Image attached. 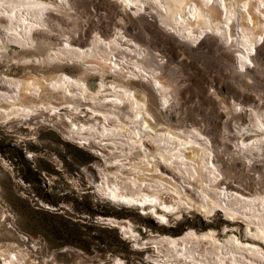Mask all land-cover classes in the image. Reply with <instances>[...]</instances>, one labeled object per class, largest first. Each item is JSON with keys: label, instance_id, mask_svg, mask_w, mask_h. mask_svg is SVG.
Masks as SVG:
<instances>
[{"label": "rangeland", "instance_id": "rangeland-1", "mask_svg": "<svg viewBox=\"0 0 264 264\" xmlns=\"http://www.w3.org/2000/svg\"><path fill=\"white\" fill-rule=\"evenodd\" d=\"M45 1L32 32L21 30L18 37L0 10V113L14 101L34 106L30 116L0 118V257L19 249L39 264H116L117 258L159 264L156 242L189 230H213L220 239L234 235L264 249V237L247 225L250 212H226L234 207L228 196L212 212L199 206L198 179L163 155L155 131L142 135L139 155L130 160L145 167L147 183L164 187L167 204L180 192L188 199L168 210L110 202L100 190L101 171L115 138L97 143L70 131L95 109L100 115L99 103L85 98L73 110L53 84L54 76L66 73L84 78L91 91L114 82L131 85L136 96L145 97L158 127L191 139L186 154L201 148L211 155L218 171L210 189L243 199L264 197V34L245 61L238 58L235 37L237 24L264 23V4L252 8L255 0H249L241 6L227 36L215 28L181 32L150 1L144 6L125 0ZM218 5L212 1L208 8L217 9L220 18ZM110 41L113 59L101 62L92 53L106 57ZM129 137L121 134L118 140ZM129 223L134 235L122 227Z\"/></svg>", "mask_w": 264, "mask_h": 264}, {"label": "bare ground", "instance_id": "bare-ground-1", "mask_svg": "<svg viewBox=\"0 0 264 264\" xmlns=\"http://www.w3.org/2000/svg\"><path fill=\"white\" fill-rule=\"evenodd\" d=\"M147 1L160 10L161 19L164 22L178 27L181 32L192 35L205 28H215L228 36L229 20L235 18L237 10L246 5L249 0H125L127 3H134L138 6H144ZM212 1L219 4L220 18L217 16V9L208 8ZM263 4L264 0H255L252 8L261 7ZM46 6L47 1L45 0H0V10L2 8L7 12L8 25L15 31L16 37L22 35L21 30L27 33L32 32V24L41 17ZM236 26L238 58L245 61L250 58L256 43L261 40L264 34V23L256 22L252 26L245 21ZM105 48L109 49L106 57L101 56L99 50L93 51L92 55L99 58L101 62L113 59L115 49L113 41H110ZM144 60L150 66L155 65L152 58L146 57ZM167 82L170 81L167 80ZM53 84L54 87L63 90L66 100L73 103L71 108L73 110H77L85 98L90 99L92 105L99 103L100 115L96 116L95 109L86 121L73 122L70 125V131L82 135L81 138L87 141L92 138L95 142L115 138L110 145L113 152L106 157L105 168L101 171V182L104 188L100 190L104 194L115 200H122L126 204L134 202L142 205L159 204L167 210L171 205H179L182 200L188 199L179 191L180 193L171 195V202L167 204L161 197L164 187L158 181L147 183L143 173L145 167L143 168L135 160H130L139 155L144 142L142 135L155 131L153 139L163 155L171 161L180 163L185 173L198 179L203 193L198 202L199 206L212 212L216 207L225 205V197L228 196L234 207L230 210L226 209V212L233 215L238 212H250L251 215H247L248 227L264 237V197L252 196L243 199L238 196H229L223 190L210 189L209 186L216 185L218 171L211 155L201 148H195L191 150L192 153L186 154L185 148L193 145L191 139L167 127H158L150 117L151 113L147 108L145 97L136 96V89L131 85L114 82L108 88L99 85L91 91L84 78H74L66 73L54 76ZM107 89L108 93L103 92ZM20 103L19 105L16 101L6 103L10 109L4 114L0 113L1 120L10 119L12 114L30 116L34 106L25 102ZM121 134L130 137L126 140H118ZM122 156H125V160L120 158ZM144 163L145 159H143ZM122 227L127 228L125 231L134 235V228L130 223ZM156 243L159 264H264L263 248L243 243L234 235L220 239L213 230L200 234L189 230L179 238L164 237ZM18 250L11 249L1 253L0 264H39L32 259H27L26 255ZM83 264H97V262L86 261ZM116 264H125V262L117 258Z\"/></svg>", "mask_w": 264, "mask_h": 264}, {"label": "water", "instance_id": "water-1", "mask_svg": "<svg viewBox=\"0 0 264 264\" xmlns=\"http://www.w3.org/2000/svg\"><path fill=\"white\" fill-rule=\"evenodd\" d=\"M100 184H101V182H99ZM106 198H108V200L110 201V202H116V203H119V204H122V205H126V203L124 202V201H122V200H115V199H113L112 197H110V196H105ZM132 205H141V203H139V202H134Z\"/></svg>", "mask_w": 264, "mask_h": 264}]
</instances>
